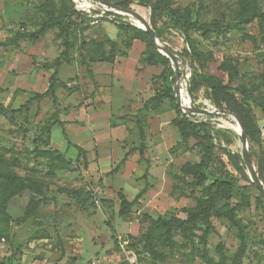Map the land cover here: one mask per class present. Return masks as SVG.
<instances>
[{"label":"rangeland","instance_id":"obj_1","mask_svg":"<svg viewBox=\"0 0 264 264\" xmlns=\"http://www.w3.org/2000/svg\"><path fill=\"white\" fill-rule=\"evenodd\" d=\"M24 4L27 12L21 22L0 19V105L4 109L0 174L34 183L40 191L27 189L8 201L9 220L6 228L0 225V264H236L239 230L226 219L213 218L214 232L208 235L201 228L179 230L174 246L156 245L154 255L133 240L147 230L150 220L185 219L183 210L194 207L200 196V188L187 187L183 181L188 179L180 173L185 163L198 161L199 148L192 140L180 142L171 125L175 114L168 101L139 114L146 133L143 158L135 150L140 144L136 111L160 89L163 69L147 64L146 44L119 28L140 29L137 21L111 12L106 5L90 6L86 0H24ZM169 4L179 16L210 29L207 38L196 31L189 34L209 60L206 73L230 88L264 99V0H169ZM40 7L59 20L67 19L73 8L80 12L68 30L73 48L68 62L58 70L56 106L49 98L33 100V95L46 91L54 71L43 65H52L64 50L57 29L35 40L14 41L17 33L39 30L47 18ZM128 9L142 14L150 25L149 8L134 1ZM156 29L157 40L178 63L179 94L182 84L186 92L179 104L213 110L202 89L189 92L192 61L182 31L165 20H158ZM110 43L115 45L112 62L105 59ZM186 100L189 106L184 105ZM253 112L264 148V115L258 108ZM121 114L128 118L117 121ZM185 115L210 123L213 143L220 147L215 155L223 163L217 162L215 172L235 179L240 191L234 204H248L235 216L246 239L240 264H264V206L255 204L258 192L247 169L249 182L221 151L241 156V138L232 127L236 124L220 117ZM51 125L47 137L45 129ZM73 145L82 148L84 155ZM248 152L257 170L259 148L248 142ZM244 190L250 194L245 201L239 194ZM140 191L143 194L130 214L120 216L119 194L132 201Z\"/></svg>","mask_w":264,"mask_h":264},{"label":"trees","instance_id":"obj_2","mask_svg":"<svg viewBox=\"0 0 264 264\" xmlns=\"http://www.w3.org/2000/svg\"><path fill=\"white\" fill-rule=\"evenodd\" d=\"M106 3L115 4L118 8L128 9V6L134 1L141 7L150 9V25L153 30L155 38H158V32L156 24L158 20L168 21L174 28H178L185 36V41L189 47V56L191 58V72L189 78V92L190 94L196 93L199 90H203L206 99L213 105L214 109L224 110L236 117L242 124L244 131L247 135L248 142L256 145L259 148V154L257 158V170L259 180L264 188V148L260 140V130L257 125V121L253 112V108H258L264 115V99L263 95H253L249 91H244L240 88H230L228 85H224L219 79L206 73V65L209 60L201 53L190 39L189 34L192 31L198 32L201 37L207 38L210 34V29L205 24H201L197 21H191L189 18H183L177 14V12L170 7L169 0H156L150 2L149 0H101ZM41 12L47 14V18L40 24L39 30L31 34L15 35V42L31 39L35 40L38 37L44 35L47 31L57 29V37L61 39V44L64 50L57 57L52 65H43V68L48 69L54 67V71L48 80V88L42 94H34L33 100L51 99L53 105H57L55 93L59 88L58 70L63 63L68 62L70 56V50L73 48V43L68 39V30L73 24V18L79 17L80 12L75 8L71 9L67 19L59 20L54 17L52 11L47 12L46 9L40 7ZM121 29H128L132 32L133 38L140 39L146 44L145 61L147 64L160 65L163 67L160 81V89L149 98L143 105L142 109L136 113V127L139 133L140 144L135 149L139 152L141 157L144 156L145 151V136L146 133L142 128L144 118L139 116L142 112L145 114L156 110L164 101H168L174 111L175 117L171 121V125L177 130L179 140L183 144H187L190 140L194 141L195 146L199 148L200 157L196 162H187L180 168L181 177L187 178L188 181L183 183L190 188L199 189L200 196L195 199V206L183 210L185 219H179L177 217H171L169 219L157 218L156 220H150V225L147 230L139 237L133 238L134 242L139 244L143 250L154 255V247L160 245L162 247L172 248L174 246V234L179 230H187L188 228L203 229L204 234L208 235L214 232V226L211 222L215 219H226L234 224L239 230L240 246L235 255L236 264H240V259L245 249L246 239L242 232V226L236 221V213L242 209V204H234L233 201L236 198V192L240 189L236 186L234 178L227 175H217L216 166L217 162L223 164L222 161L216 158L215 149L219 145H214L213 130L208 122L200 121L195 122L190 117L186 116L179 107V103L174 96L173 87L175 85V76L170 65L169 59L162 56L155 48L150 35L136 27L119 26ZM80 49H84V44L79 46ZM95 52V51H94ZM104 55L100 53L99 60L104 59ZM115 57V45L110 43V50L108 56L105 58L112 62ZM92 60H95L92 58ZM97 61V60H96ZM84 63V58L81 60ZM82 63V64H83ZM225 70H229V66L224 67ZM30 103H27V108ZM2 105H0V114H4ZM12 113H14L12 111ZM211 117V116H210ZM62 127V125L60 124ZM50 128L45 129L47 137L50 136ZM64 133V131H63ZM65 134V133H64ZM49 139V138H48ZM47 139V140H48ZM70 145V143H68ZM48 146V142H45ZM78 153L83 156L84 151L82 148L73 145ZM220 148V147H219ZM221 151L227 157L232 167L249 182L245 173L246 167L240 154L232 153L226 149L221 148ZM54 154L62 156L58 151L54 150ZM130 154L128 152L125 156ZM251 159V153H249ZM125 159H123L124 161ZM122 161V162H123ZM121 162V163H122ZM146 172L143 178H146ZM253 186V184H252ZM256 188V187H254ZM31 190L33 192H39V186L34 183H26L19 177L14 175H2L0 174V225L7 226L8 215L6 214V206L8 201L24 190ZM258 197L255 199L256 206H264V198L260 191L256 188ZM143 192L140 191L137 196L128 201L121 193L119 194L120 207L119 215L127 217L130 214L131 209L137 205L138 199L142 196ZM242 200L245 201L249 197L248 191L244 190L239 193ZM32 204V200L30 205ZM3 219V221H1ZM6 219V220H5ZM1 239V236H0ZM112 239L116 244V237L112 235ZM222 258V257H221ZM126 264V263H122Z\"/></svg>","mask_w":264,"mask_h":264},{"label":"water","instance_id":"obj_3","mask_svg":"<svg viewBox=\"0 0 264 264\" xmlns=\"http://www.w3.org/2000/svg\"><path fill=\"white\" fill-rule=\"evenodd\" d=\"M72 1L74 3H76V0H72ZM86 1H87V4H89L90 6H93V7L97 6L95 3L106 5L110 8L111 12L121 14L122 16L133 19V20H135V21H137L143 25L142 27H140V29L147 32L150 35L151 40H152L155 48L157 49V51L162 56L169 59L175 68L176 82H175L173 91H174V96L179 103V86H180L179 78H180V76H179V71H178V63L171 56L169 51L159 43L157 38H155L151 26L148 25L147 22L142 17H140L136 13L132 12L131 10L121 9V8H118L115 4L106 3V2H103L101 0H94L95 3H92L90 0H86ZM76 8H77V6H76ZM179 107H180V110L184 114H198V115H202V116L220 117V118H224V119H227V120L235 123L239 127V129H240L239 135H240L241 143H242L241 158H242L243 163H244V165L248 171L251 182L260 191V193L262 194V196L264 198V188H263L261 181L258 178L255 167L253 166V164L251 162L249 152H248V139H247V135L244 131V128H243L241 122L236 117L232 116L231 114H229L228 112H226L224 110H217V109L202 110V109H197V108H184L181 104H179Z\"/></svg>","mask_w":264,"mask_h":264},{"label":"crops","instance_id":"obj_4","mask_svg":"<svg viewBox=\"0 0 264 264\" xmlns=\"http://www.w3.org/2000/svg\"><path fill=\"white\" fill-rule=\"evenodd\" d=\"M25 6L24 4V0H0V19L5 21L6 23H17V22H21L23 18H25V15H26V12H27V9L26 10H23V7ZM8 9V10H7ZM7 11L8 14H7ZM83 63V62H81ZM84 65H85V62H84ZM48 88V87H47ZM47 90V89H46ZM143 107V106H142ZM142 109V108H141ZM140 109H138L137 111H139ZM136 111V112H137ZM126 118V115H118L116 117V120L119 121V120H125ZM63 128V127H62ZM177 131V130H176ZM75 146H78V145H75ZM79 147V146H78ZM137 148V147H136ZM145 152V151H144ZM127 154V153H126ZM139 154V152H138ZM129 155V154H128ZM127 155V156H128ZM127 156H125L123 159H125ZM140 156V155H139ZM140 158H143L140 156ZM122 159V161H123ZM124 162V161H123ZM122 162V163H123ZM147 171V169L145 170ZM145 174V172H144ZM143 174V176H144ZM148 174V171L146 172V176ZM142 176V177H143ZM122 194V193H121ZM123 195V194H122ZM124 196V195H123ZM130 201V200H128Z\"/></svg>","mask_w":264,"mask_h":264},{"label":"bare ground","instance_id":"obj_5","mask_svg":"<svg viewBox=\"0 0 264 264\" xmlns=\"http://www.w3.org/2000/svg\"><path fill=\"white\" fill-rule=\"evenodd\" d=\"M140 16L143 17L142 14H141ZM136 23H137V25L140 26V27L143 26V25H142L141 23H139V22H136ZM185 95H186V92L184 91V87H183V84H182V85H181V89H180L179 99L182 100L183 97H185ZM184 105H185V106H186V105L189 106V102L186 100ZM232 127H233V129L235 130V132H236L237 134H239V131H240L239 127H238L237 125L232 126Z\"/></svg>","mask_w":264,"mask_h":264}]
</instances>
